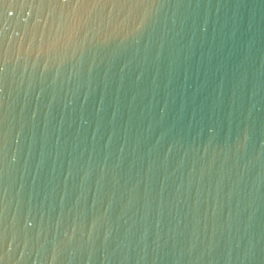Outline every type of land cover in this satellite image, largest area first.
<instances>
[{
  "label": "water",
  "instance_id": "95a60500",
  "mask_svg": "<svg viewBox=\"0 0 264 264\" xmlns=\"http://www.w3.org/2000/svg\"><path fill=\"white\" fill-rule=\"evenodd\" d=\"M0 264H264V0H0Z\"/></svg>",
  "mask_w": 264,
  "mask_h": 264
}]
</instances>
